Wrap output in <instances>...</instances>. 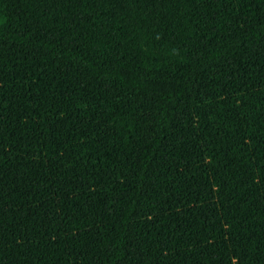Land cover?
I'll use <instances>...</instances> for the list:
<instances>
[{
	"label": "trees",
	"instance_id": "trees-1",
	"mask_svg": "<svg viewBox=\"0 0 264 264\" xmlns=\"http://www.w3.org/2000/svg\"><path fill=\"white\" fill-rule=\"evenodd\" d=\"M0 264H264V0H0Z\"/></svg>",
	"mask_w": 264,
	"mask_h": 264
}]
</instances>
